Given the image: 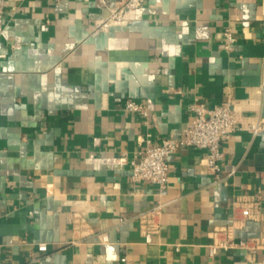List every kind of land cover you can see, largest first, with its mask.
I'll return each instance as SVG.
<instances>
[{
    "label": "crops",
    "instance_id": "0c3cea01",
    "mask_svg": "<svg viewBox=\"0 0 264 264\" xmlns=\"http://www.w3.org/2000/svg\"><path fill=\"white\" fill-rule=\"evenodd\" d=\"M118 1L0 0V264H264V127L223 142L220 179L187 146L166 189L131 179L143 138L182 137L195 103L264 124V0H147L93 35ZM218 229L257 251L210 256Z\"/></svg>",
    "mask_w": 264,
    "mask_h": 264
},
{
    "label": "built area",
    "instance_id": "2783aa9c",
    "mask_svg": "<svg viewBox=\"0 0 264 264\" xmlns=\"http://www.w3.org/2000/svg\"><path fill=\"white\" fill-rule=\"evenodd\" d=\"M147 0H119L111 8L110 14L105 19L99 21L93 35L101 32H107L114 25L126 24L128 22L125 17L127 10H135L142 7ZM225 42L222 45L227 51H231L237 41L234 28L231 25L225 27L223 31ZM124 109L131 112L140 113L144 117L149 116V109L146 105L141 104L133 98H127ZM194 115L183 129V136L180 138L166 137L161 142H156L150 135L143 138V146L135 159L132 160L133 182H144L155 184L160 190L167 188L169 183V164L168 158L180 147H197L206 150L204 158L205 164L209 167L211 173L217 179L222 174L221 161L224 158L222 144L229 139L238 129L246 128L251 132H257L264 124L261 122H253L243 125L241 118L233 107L232 103L227 101L208 107L203 103H195L192 107ZM158 209L141 215V221L149 230L156 229L153 220L157 216ZM242 220L235 215V221H244L250 216V210L242 211ZM223 230L218 229L215 232L214 240L207 245L209 255L214 257L222 249H232L243 247L250 253L254 254L258 245L254 239H241L236 241L232 236L226 238L219 237ZM227 232H229L227 230ZM229 234V233H228ZM106 240V236H103ZM40 251H46L47 245L42 243L38 245ZM123 264H133L128 257L122 258Z\"/></svg>",
    "mask_w": 264,
    "mask_h": 264
}]
</instances>
